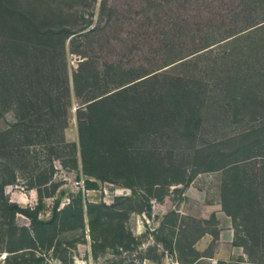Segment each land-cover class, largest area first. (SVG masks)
<instances>
[{"label":"rangeland","instance_id":"obj_1","mask_svg":"<svg viewBox=\"0 0 264 264\" xmlns=\"http://www.w3.org/2000/svg\"><path fill=\"white\" fill-rule=\"evenodd\" d=\"M243 3L0 0L5 196L43 203L42 220L56 200L78 207V191L83 210L106 206L98 228L106 246L96 257L85 211L82 222L61 214L37 237L17 214L28 234L13 242L0 229V264H264V106L234 95L227 70L235 80L238 64L214 63L218 46L162 68L201 48L207 33L227 36ZM60 62L70 83L79 70L81 97L60 96ZM121 87L127 92L84 111L96 123L86 133L88 175L73 146L76 108L91 90Z\"/></svg>","mask_w":264,"mask_h":264},{"label":"trees","instance_id":"obj_2","mask_svg":"<svg viewBox=\"0 0 264 264\" xmlns=\"http://www.w3.org/2000/svg\"><path fill=\"white\" fill-rule=\"evenodd\" d=\"M227 36L220 35L219 32H213L212 34H206L203 38L202 44L199 45V49L191 52L183 57L177 58L175 60H167L166 64L162 67L169 66L172 67L171 70L175 68L183 67L191 64L193 61L201 58V53L218 46V53L214 56V63H219L226 68H230V64L233 62L236 65L235 69L240 74L235 77L234 80L233 71L227 70L231 73L232 80L231 85L234 86V95L241 99V102L250 101L260 104V107L264 106V0H244V3L240 5L239 10L233 12L232 27L227 29ZM65 39L68 37L69 33L66 34ZM64 48V39L61 44ZM193 57V58H192ZM79 62L78 68L82 65ZM218 65V66H221ZM176 66V67H175ZM64 62H60V68L63 69V73L60 75V85L59 94L64 96L65 100H69L71 94H75L81 97L80 92V82H79V70L76 69L72 71L71 83L69 82V74L64 70ZM155 70L150 76L157 75L164 71L165 69ZM159 70V71H158ZM234 70V68H233ZM245 70L246 72H243ZM164 74H167L164 72ZM144 79V78H143ZM225 79V78H224ZM235 81V82H234ZM120 87V86H119ZM118 88V87H117ZM127 92L126 87H121L117 90H107L101 93L90 91L86 96V100L76 108V120L78 124L77 128V142H73V146L78 145L80 147V160L84 172L91 175L89 170L88 161L85 155V145L88 134L86 133L90 128H95L96 123L92 121L89 117L85 116L84 111L90 110L98 104L102 106L105 100H110L111 98H116L123 93ZM46 94V93H45ZM237 102H239L237 100ZM82 105V106H81ZM237 113V109H234ZM103 116L99 117L98 123L102 122ZM101 124V123H100ZM73 164L77 166V158H73ZM7 180L0 178V229L5 235L7 233L9 239L13 242L16 236L23 238L28 231L24 226H18L15 222L17 214H22L26 216L31 223V229L37 237V229L42 226L54 225L56 219L61 215H66L71 213L78 221L82 222V217L84 211L86 212L88 218L89 226V236L91 239L90 249L94 257L97 253L103 250L106 246L105 236L98 231V228H103L106 223L105 218H103L102 210L106 208L104 204H97L92 202L85 203V210H83L82 205L79 203L82 201V193L78 191L75 196V202L78 207L74 210H70L67 206L63 208H58V200L54 203L51 209V218L48 220L39 219L37 216L38 211L44 206L43 203L39 202L34 207H24L17 202L9 201L5 196L3 187L8 184ZM40 195L39 190H37ZM124 197L116 196L114 200L120 201ZM223 210L227 213L225 206L222 205ZM119 228L123 231V226L119 225ZM30 238V237H29ZM10 241V245L13 243ZM8 252H12L11 248H7ZM8 256H6L7 259Z\"/></svg>","mask_w":264,"mask_h":264}]
</instances>
